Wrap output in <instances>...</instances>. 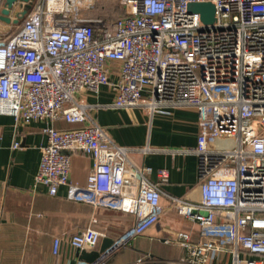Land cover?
<instances>
[{
  "label": "built area",
  "instance_id": "2783aa9c",
  "mask_svg": "<svg viewBox=\"0 0 264 264\" xmlns=\"http://www.w3.org/2000/svg\"><path fill=\"white\" fill-rule=\"evenodd\" d=\"M32 1L19 30L0 42V115L45 123L36 183L51 196L66 187L71 202L132 214L135 224L112 250L160 223L167 200L205 239L180 233L186 257L155 264H264V0H120L114 20L93 13L99 0ZM193 3H212L215 22L191 13ZM103 86L115 94L104 109L196 111L197 147L184 152L199 160L197 200L166 193L168 169L153 179L145 158L154 148L120 145L99 124L100 106L81 93L97 96ZM61 120L75 128L57 129ZM75 155L93 161L85 184L71 177ZM103 238L89 228L70 244L92 252ZM60 246L56 238L55 255ZM109 250L91 264H106Z\"/></svg>",
  "mask_w": 264,
  "mask_h": 264
},
{
  "label": "crops",
  "instance_id": "0c3cea01",
  "mask_svg": "<svg viewBox=\"0 0 264 264\" xmlns=\"http://www.w3.org/2000/svg\"><path fill=\"white\" fill-rule=\"evenodd\" d=\"M28 4L29 13L34 2L29 0ZM25 5L21 1L15 3L10 18L14 20ZM1 16L2 13L0 39H3L14 25ZM113 67L110 78L116 81L118 63H113ZM81 97L91 105L100 106L93 114L117 143L128 147L149 145L156 150L147 155L145 163L153 168L154 180L158 179L159 170L170 171V179L163 187L167 194L191 200L199 198V160L195 154L184 152L197 147L201 131L194 109L177 108L170 113L156 114L143 107L104 109L101 107L111 104L115 97L108 86H103L97 96L83 92ZM54 126L75 128L64 120L55 122ZM44 127L43 122L27 125L17 122L12 115H0V264H84L78 249L70 244L74 234L93 228L116 243L135 224L132 214L71 202L67 199L66 187L51 196L46 185L36 183L42 147L48 141ZM17 142L19 147H14ZM92 164L90 158L73 156L72 179L85 184ZM163 204L166 214L162 221L145 234L110 249L106 264H134L139 258H144L146 264L179 261L187 255L177 242L180 233L189 234L192 243L205 239L197 223L170 208L167 200ZM56 238L61 240L58 255L53 252Z\"/></svg>",
  "mask_w": 264,
  "mask_h": 264
},
{
  "label": "water",
  "instance_id": "95a60500",
  "mask_svg": "<svg viewBox=\"0 0 264 264\" xmlns=\"http://www.w3.org/2000/svg\"><path fill=\"white\" fill-rule=\"evenodd\" d=\"M18 1L26 3L24 11L14 20L10 18L11 11L14 8L15 3ZM29 0H6L5 8L2 11V20L8 23L19 24L20 20L28 13L30 5ZM189 11L191 13H199L201 15L202 21L205 24H213L216 20V9L212 3H193L189 6ZM115 241L110 238H104L102 246L97 251L87 252L78 249V256L80 260L84 263L91 264L94 263L102 254L108 251Z\"/></svg>",
  "mask_w": 264,
  "mask_h": 264
},
{
  "label": "rangeland",
  "instance_id": "374dc122",
  "mask_svg": "<svg viewBox=\"0 0 264 264\" xmlns=\"http://www.w3.org/2000/svg\"><path fill=\"white\" fill-rule=\"evenodd\" d=\"M93 13L102 18L114 20L123 13V10L121 7L120 0H99L97 9L94 10ZM11 24L14 25L13 30H11L10 34L6 38L0 39V42L6 41L19 30L20 24L19 26L18 24L15 26L14 23ZM225 264H232V260L228 258Z\"/></svg>",
  "mask_w": 264,
  "mask_h": 264
}]
</instances>
